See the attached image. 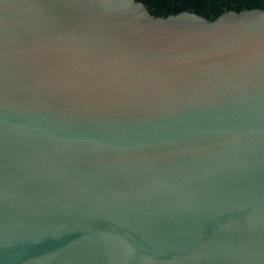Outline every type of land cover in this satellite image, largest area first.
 <instances>
[{"label":"water","instance_id":"1","mask_svg":"<svg viewBox=\"0 0 264 264\" xmlns=\"http://www.w3.org/2000/svg\"><path fill=\"white\" fill-rule=\"evenodd\" d=\"M0 264H264V8L0 0Z\"/></svg>","mask_w":264,"mask_h":264},{"label":"trees","instance_id":"2","mask_svg":"<svg viewBox=\"0 0 264 264\" xmlns=\"http://www.w3.org/2000/svg\"><path fill=\"white\" fill-rule=\"evenodd\" d=\"M159 17H169L183 12H193L215 21L228 11L264 8V0H138Z\"/></svg>","mask_w":264,"mask_h":264}]
</instances>
